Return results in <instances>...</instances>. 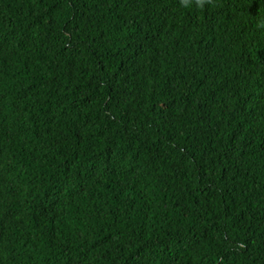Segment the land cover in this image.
<instances>
[{
    "label": "trees",
    "instance_id": "trees-1",
    "mask_svg": "<svg viewBox=\"0 0 264 264\" xmlns=\"http://www.w3.org/2000/svg\"><path fill=\"white\" fill-rule=\"evenodd\" d=\"M0 264H264V0H0Z\"/></svg>",
    "mask_w": 264,
    "mask_h": 264
},
{
    "label": "clouds",
    "instance_id": "clouds-1",
    "mask_svg": "<svg viewBox=\"0 0 264 264\" xmlns=\"http://www.w3.org/2000/svg\"><path fill=\"white\" fill-rule=\"evenodd\" d=\"M216 0H178L179 7L185 10L202 11L206 6H215Z\"/></svg>",
    "mask_w": 264,
    "mask_h": 264
}]
</instances>
